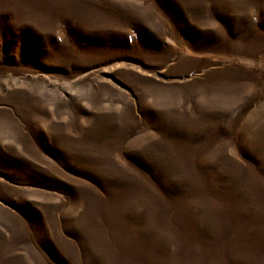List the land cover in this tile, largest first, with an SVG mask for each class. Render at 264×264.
<instances>
[{"label": "rangeland", "instance_id": "374dc122", "mask_svg": "<svg viewBox=\"0 0 264 264\" xmlns=\"http://www.w3.org/2000/svg\"><path fill=\"white\" fill-rule=\"evenodd\" d=\"M0 264H264V0H0Z\"/></svg>", "mask_w": 264, "mask_h": 264}]
</instances>
